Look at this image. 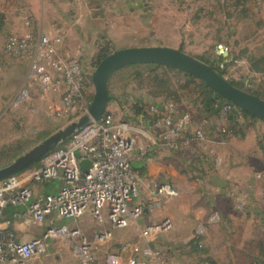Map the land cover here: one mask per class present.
I'll return each mask as SVG.
<instances>
[{"label":"built area","instance_id":"2783aa9c","mask_svg":"<svg viewBox=\"0 0 264 264\" xmlns=\"http://www.w3.org/2000/svg\"><path fill=\"white\" fill-rule=\"evenodd\" d=\"M24 31L7 34L3 40V52L13 56L27 66L23 84L11 98V105L18 106L30 96V90L37 91L42 100L44 113L59 120H69L82 114L88 108L93 94L92 71H84L76 55H65L62 46L66 34L58 31L50 35L40 31L34 18L23 7L20 9ZM215 67L225 70L226 64H239L240 60L230 54L222 43L214 46ZM228 80L229 75L220 74ZM232 112L235 121L241 118L240 109L224 104L219 117ZM148 123L132 120L125 113L115 117L105 111L97 120L76 131L58 147L44 155L37 166L11 175L0 181V264H34L33 259L47 253L50 240L66 237L70 240L74 263L90 264L93 255L89 239L79 228L57 225L62 219L77 220L82 215L93 217L100 225L108 224L94 235L95 243L108 240L113 229H123L130 225L138 227L143 244L122 242L119 248L106 255L104 264H173L163 258L161 249L155 244L159 236L172 228L169 215L156 221L141 224L145 213L166 208L171 198L179 195V190L169 181H158L141 201L139 196L140 176L132 167L135 158L148 157V126L163 143L172 149L180 145H191L207 140L200 127L188 131L191 117L188 112H180L171 101L150 104L147 110ZM221 141L230 137L228 127L218 129ZM211 141L204 161L220 165L222 158ZM88 160L86 172L79 168V162ZM166 177H172V169L164 170ZM256 178L264 180V171L257 172ZM58 180L54 193H37L32 183H46ZM23 205L28 218L33 223L47 220L48 226L39 236L27 241L16 240L7 226L2 225L3 209L8 205ZM217 214H211L207 222L217 221ZM192 238L203 233L202 225L189 219Z\"/></svg>","mask_w":264,"mask_h":264},{"label":"rangeland","instance_id":"374dc122","mask_svg":"<svg viewBox=\"0 0 264 264\" xmlns=\"http://www.w3.org/2000/svg\"><path fill=\"white\" fill-rule=\"evenodd\" d=\"M84 2L82 4L84 12L81 23L76 19V11L71 6L57 4L53 0L49 4L52 7V11L50 10L52 14L57 16V13L66 22L71 23L72 26L82 28V30H78L79 33L81 32V36H79L85 48L92 51L89 61V65L91 64L92 67L91 71L98 64L96 63L98 56L103 53L110 54L128 42L140 46L171 45L172 48H180L194 58L215 66V44L222 43L226 45L232 56L237 55L240 57L238 59L242 60L248 50L251 49V52H257L254 49L258 47L262 38V22L259 16L258 0H148L149 11L145 36L142 38L136 36L121 38L120 36L119 38L116 37L118 40L113 39L111 35H107L112 21L106 14L107 12L110 14L112 5L106 3L107 0H84ZM63 3L68 2L65 0ZM116 6L119 10H125L123 4H117ZM4 38L5 36H3V40ZM0 40H2L1 36ZM242 65L245 64L240 61L239 64H229L226 67V74L229 75L228 81H230L231 76L239 79L243 76ZM82 68L88 72L83 66ZM26 71V64L4 53L0 44V167L10 163L17 156L28 151L81 114L69 120H59L44 113L42 100L37 97V91L34 89L30 90V96L25 102L18 106H12L11 98L22 86ZM135 71H137V74L134 73ZM218 73L221 74V72ZM222 73L224 72L222 71ZM187 74L181 70L172 69V67L152 64L124 66L109 76L107 90L111 96L110 101L116 99L121 109H125L124 113L126 112L129 118L135 117L133 112L135 106L141 108L142 111H147L150 104L171 101L180 112H188L191 121L196 123L200 119L199 113L203 111L197 97L198 92L202 91L203 85L202 83L198 85V82L202 80L191 74L192 77H190ZM258 93L261 97H264L263 92ZM123 116L120 113L118 117ZM247 119L264 125L263 121L259 119L251 117ZM212 120V122H215L214 119ZM83 123L85 122L81 120L64 128L62 130L63 137L67 138L72 130ZM242 132V121H237L231 129V135H233L231 139L225 144L223 143L220 151L216 150L222 158L221 164H208L211 172L216 174L217 179L218 172L227 168H234L237 165V161L232 157L242 150V145H240L242 140L238 139L243 137ZM255 133L259 142L263 143L260 142L264 150L262 139L264 129L261 126L258 129L255 128ZM218 136L220 137L219 133ZM253 162L259 167L257 172L264 167V164L260 163L261 161L253 160ZM38 163L39 161L31 167L37 166ZM195 171V175L199 176L202 169H196ZM193 178V176L190 177V180H193ZM218 180L222 181V179ZM239 182L240 180H229L227 187L235 190L239 194L240 200L244 198L243 203L248 204V207L255 202L264 205V186H259L261 193H257L258 195L255 198ZM253 187L255 185L250 184L252 190H254ZM195 190V192L191 191L194 195L189 194L180 202H172V215L175 219H172L174 228H171L172 231H169L168 237L166 236L167 233H164L155 242L161 249L163 258L173 264H211V260H208V257L205 256L207 248L203 246V243H201L202 247H198L196 250L191 243L183 244L181 242L184 236H190L193 231L187 225L188 218L195 219L191 215L192 206L209 203L207 197L210 194H205L200 186ZM230 204L232 203L226 201L227 206ZM209 213V216L216 213L218 217L217 221L211 222V225H214L213 227H209L210 225L204 223V219H207L208 215L202 219H195L197 223L202 225L203 233L200 238L208 231L210 237L216 238L220 235L228 241H233L230 246L232 252L264 251V227L258 229L254 221H252L250 227H245L246 220L250 217V211H244L243 207L236 209L234 214L240 215V217L229 218L232 223H226V227H220L221 212L217 207L214 206ZM262 213L264 215V211ZM160 216L161 214L156 212V218ZM142 220L141 224L147 221L146 218ZM149 221L151 220L148 218ZM60 224H66L68 228H79L81 234L89 239L91 243L90 251L93 255V261L90 264H104L106 255L117 250L122 242L129 241L143 244L138 227L133 225L121 230L124 231L121 236H111L108 240L95 243L94 235L102 230V225L93 217L82 215L76 221L62 219L57 222V225ZM246 231H250L248 239H245L242 235ZM70 242L66 237L52 240L49 254L38 255L34 260V264L74 263L75 258L71 254ZM214 244L218 245L216 242ZM223 246L222 243L217 248L224 252ZM186 248H188V252L184 251ZM184 255L185 257H182Z\"/></svg>","mask_w":264,"mask_h":264},{"label":"crops","instance_id":"0c3cea01","mask_svg":"<svg viewBox=\"0 0 264 264\" xmlns=\"http://www.w3.org/2000/svg\"><path fill=\"white\" fill-rule=\"evenodd\" d=\"M53 1H56L57 4L71 6L76 11V19H78L79 23H81L84 12L82 6V4L85 3L84 0H67L68 3L66 4L63 3L65 0ZM144 1L147 2V6L136 8V1L131 3L130 0H107L106 3L112 5L110 14H108V12L106 14V16L112 21L107 35H111L115 40H118L120 36L121 38L125 36L129 38L132 36H136L138 38L144 37L145 27L148 23L149 11L148 0ZM50 2L51 0H0L1 46L3 45V36L10 33L20 34L24 31L20 16V9L23 7L37 22L36 27L40 31L50 35L56 34L58 31H64L66 38L62 46L63 53L65 55L78 56L82 66L87 69V71H91L92 67L91 64L89 65V61L92 51L91 49L85 48L83 45L80 38L81 32L79 33L78 31L79 29L82 30V28L72 26L71 23L66 22L65 19L57 13V16L52 14V7H50L49 4ZM117 4H123L125 6V10L117 9ZM258 8L260 11L259 16L262 22V38L258 47L254 49L257 52H251V49L248 50L245 54L246 56L244 55L245 57H241L242 60H240L242 64H245L242 65L244 73L242 74L243 76H241L240 79L231 76L229 80H233L234 82L237 81V84L239 81V87L237 88L244 91L256 90L264 93V72H256L252 70L249 64V57L251 55L264 52V0H258ZM133 46L140 45L128 42L120 48ZM167 46L171 47V45ZM108 95L110 98L111 96L109 92ZM110 99L107 103L106 111L112 113L115 117H118L120 113H126H124L125 109H121V106L116 99H114V101H110ZM199 114L200 119L196 121V123L191 121L188 131H193L194 129L200 127L204 130L207 140L195 142L191 145H180L177 149H172L163 143L158 134L148 126V157H150V159L147 160L146 156L143 158H135L132 163L133 169L137 171L141 179L139 185V196L136 200L141 201L146 195H148L152 189V184L158 181H169L179 190V195L171 198L166 208L156 211L161 214L159 218H156V212H152L149 214L145 213L142 219L146 218V222H148V218L151 221H156L161 219L163 215H169L173 219L174 216L172 215L171 209L172 202H180L189 194L194 195L191 191L195 192V189L200 186L205 194H210V196L207 197L209 203H200L192 206L191 215H193L195 219L205 218L208 214H210V210H212L215 206L221 212L220 227H226V223H232V220L229 218H236L237 216L240 217V215H235L234 212H236V209H241L243 207L244 211H250V217L246 220L245 227H250V225H252V221H254L256 224L255 226L258 229H262V227H264V215L262 213V211H264V205L262 203L255 202L250 204L248 207V204L243 203L244 198L240 200L239 194L235 190L227 187V182L229 180H240L239 183H241L245 190L255 198L259 193H261L259 186H264V180L256 178L255 174L257 173V168L259 167L256 166L253 160L261 161L260 163L264 164V150L261 149L257 134L255 133V128L258 129L261 126L264 129V125L259 122H255L254 120L247 119L248 117L241 114L239 122L242 121L243 137L238 139L242 140V144H240L242 145V150L238 152L239 155L237 154L232 157V159L235 158L237 161V165L234 168H227L218 172V179H222V181H220L216 178V174L211 172L208 165L209 163L204 161L203 158L210 148L211 141L216 142L215 149L220 151L223 143L225 144V142H228L231 139L233 135H231L230 126L231 124L233 125L234 122L228 121L226 117L223 118L209 114L204 110ZM212 119H214L215 122H212ZM255 119L259 118L256 117ZM209 120L210 122H208ZM259 120L263 121L261 119ZM262 123H264V121ZM220 126H226L229 129L230 137L226 141H221L218 136V129ZM263 137L264 136H262V139ZM167 168L172 169V177H166L164 175V170ZM196 169H202L199 176L195 175ZM263 171L264 167L258 170V172ZM192 176L194 178L193 180H190V177ZM252 183L255 185V187H253L254 190L250 188V184ZM58 186V180H49L43 184H31V188L35 194L54 193ZM226 201H229L232 204L227 206ZM241 218L243 219V217ZM142 219L141 221H143ZM173 220L172 229L174 228ZM1 221L2 225L7 226L15 239L19 241H27L32 238L39 237L48 226L47 220H44L39 224L33 223L28 218L26 208L23 205L8 204L3 209ZM204 223L210 225L209 227L214 226L211 225V223H208L207 219H204ZM101 227L102 229L108 228V224H103ZM123 229H113L111 236H121L124 233V231H121ZM169 231L171 232L172 230L170 229ZM169 231L166 232L167 237L170 233ZM242 235H244L245 239H248L250 231H246ZM191 240L192 235L184 236L181 239V242L183 244H190ZM199 242L203 243V246L207 248L205 256L208 257V260H211V264H264V251H246L241 253L239 250L240 252H232L230 246L233 241H228L223 236L218 235L216 238L210 237L209 232L207 231L204 236L199 238ZM214 242L218 245H215ZM51 243L52 240L48 243L47 255L50 252ZM222 243L224 244V252H221V249L219 250L217 248ZM237 248L239 249L240 247ZM184 251L188 252V248ZM182 257H185V255ZM34 260L35 258L33 259V263Z\"/></svg>","mask_w":264,"mask_h":264},{"label":"water","instance_id":"95a60500","mask_svg":"<svg viewBox=\"0 0 264 264\" xmlns=\"http://www.w3.org/2000/svg\"><path fill=\"white\" fill-rule=\"evenodd\" d=\"M136 1V8L147 6L144 0ZM132 64H159L181 70L202 80L215 94L229 101L240 110L264 121V99L239 89L224 79L208 64L183 52L180 48L168 46H133L112 51L101 59L91 73L93 94L86 111L68 122L66 125L43 139L28 151L17 156L10 163L0 167V181L22 172L38 162L44 155L64 143L76 131L97 120L105 111L109 101L107 82L109 76L119 68ZM137 74V71L134 72ZM83 120L81 126L71 131L67 138L62 130ZM61 135V136H60ZM54 141L53 143L51 141ZM90 163L88 160L79 162L81 171L86 172Z\"/></svg>","mask_w":264,"mask_h":264},{"label":"trees","instance_id":"16d2710c","mask_svg":"<svg viewBox=\"0 0 264 264\" xmlns=\"http://www.w3.org/2000/svg\"><path fill=\"white\" fill-rule=\"evenodd\" d=\"M106 55H108V54L103 53L100 56H98V59H97L96 63H98ZM233 57L237 58L238 56L234 55ZM204 62L206 64H208L210 67H212L213 69H215L218 72L222 73V71L218 70L215 66L211 65L210 63H208L206 61H204ZM249 64H250V68L252 70H254L256 72H264V52L251 55L249 57ZM152 65H157V66H163V67L171 68L169 66L159 65V64H152ZM226 66H228V64H226ZM172 69H174V68H172ZM223 72L225 73L226 70H223ZM187 75L192 77L190 74H187ZM229 82L232 85H234L235 87H239V85L236 82H234L232 80H230ZM200 83H202L203 89H202V91L198 92V96L197 97H198L199 103L202 106L204 111H206L209 114L218 116L219 113H220V109H221V107L224 104L233 105L229 101L223 99L221 96L215 94V92L212 89H210L203 81H201V82L199 81L198 85H201ZM246 91L251 93V94H253V95L258 96L259 98H261V95H259L258 91H256V90H246ZM261 99H264V98H261ZM133 112L135 114L134 115L135 117L131 118L132 120H136L137 121V120L141 119L145 123L151 122L150 121V117L147 114V111H142L141 108H138V107L135 106L133 108ZM240 112H241V114H243L246 117L256 118V117H254V116H252V115H250V114H248V113H246V112H244L242 110H240ZM226 118L228 119V121L234 122L233 125L236 123L235 122V117H234L232 112H227L226 113ZM233 125L231 124L230 129L233 128ZM263 141H264V138H263ZM260 142H259V145H260L261 149H263V145H262L263 143L261 142L262 143L261 144ZM197 241H198L197 238H192V240L190 241V243L193 245L194 249H196V250L198 248Z\"/></svg>","mask_w":264,"mask_h":264}]
</instances>
